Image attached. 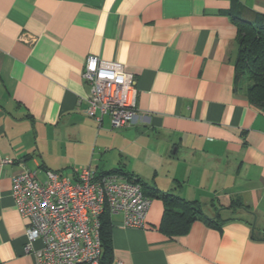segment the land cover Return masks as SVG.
Returning <instances> with one entry per match:
<instances>
[{
	"label": "crops",
	"instance_id": "obj_1",
	"mask_svg": "<svg viewBox=\"0 0 264 264\" xmlns=\"http://www.w3.org/2000/svg\"><path fill=\"white\" fill-rule=\"evenodd\" d=\"M232 17L264 20V0H0V264L42 248L25 252L12 178L86 167L157 196L143 229L109 214L110 264H264V110L234 91ZM88 57L133 75L134 125L86 116ZM162 194L199 207L187 233Z\"/></svg>",
	"mask_w": 264,
	"mask_h": 264
},
{
	"label": "built area",
	"instance_id": "obj_2",
	"mask_svg": "<svg viewBox=\"0 0 264 264\" xmlns=\"http://www.w3.org/2000/svg\"><path fill=\"white\" fill-rule=\"evenodd\" d=\"M81 79L89 87L87 117L98 123L108 117L114 130L135 124L138 92L133 75L120 64L88 57ZM11 196L28 221L25 252L32 253L36 241L42 244L35 252L37 264H100L105 209L121 215L124 228L143 229L152 203L135 179L96 175L88 167L73 179L52 170L24 169L12 178Z\"/></svg>",
	"mask_w": 264,
	"mask_h": 264
},
{
	"label": "trees",
	"instance_id": "obj_3",
	"mask_svg": "<svg viewBox=\"0 0 264 264\" xmlns=\"http://www.w3.org/2000/svg\"><path fill=\"white\" fill-rule=\"evenodd\" d=\"M236 27V43L238 54L234 67V91L241 92L253 106L264 110V20L256 17L251 22L238 17H232ZM103 175H108L103 174ZM135 179L147 197L155 198L156 194L147 193L144 184L130 176L127 180ZM166 203L162 225L169 228V233L181 235L188 232L190 224L200 215V209L195 202H186L180 198L161 195ZM169 197V198H168ZM174 205L179 208H171ZM109 211L105 209L100 217V240L102 258L100 264H110V220Z\"/></svg>",
	"mask_w": 264,
	"mask_h": 264
}]
</instances>
